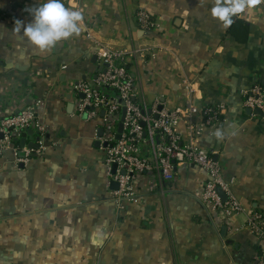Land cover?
<instances>
[{
  "label": "crops",
  "instance_id": "crops-1",
  "mask_svg": "<svg viewBox=\"0 0 264 264\" xmlns=\"http://www.w3.org/2000/svg\"><path fill=\"white\" fill-rule=\"evenodd\" d=\"M45 2L0 0V123L43 100L46 127L29 128L26 146L41 136L44 147L27 160L11 148L0 153V264H259L264 245L247 221L264 216V115L247 113L243 101L264 87V0L227 28L212 15L214 0H81V33L42 52L13 27L32 22L26 9ZM141 8L157 22L152 32L139 27ZM100 43L147 45L148 59L129 58L128 68L136 100L149 109L183 106L185 78L198 105H224L223 121L199 144L215 154L241 211L225 216L203 201L209 175L193 163L178 164L171 181L140 172L137 199L116 206L98 144L102 119L80 115L73 93L95 77Z\"/></svg>",
  "mask_w": 264,
  "mask_h": 264
},
{
  "label": "built area",
  "instance_id": "built-area-1",
  "mask_svg": "<svg viewBox=\"0 0 264 264\" xmlns=\"http://www.w3.org/2000/svg\"><path fill=\"white\" fill-rule=\"evenodd\" d=\"M80 2L81 0H70L75 10H81ZM136 20L145 32H152L157 27L156 20L145 9L136 11ZM87 36L91 37V33L88 32ZM98 46L96 76L74 84L73 93L80 115L87 113L89 119H102L103 134L99 136V141L106 151L107 186L114 196L116 206L123 210L127 203L137 199L134 179L140 172L156 169L164 181H171L178 164L193 163L203 167L209 175L204 182L203 201L214 209L223 211L225 216L241 211L242 204L224 179L215 154L199 144V138L206 129L216 127L223 121L224 105H198L195 100V83L185 78L188 95L183 106L169 110L164 106L159 109L161 105L156 104L154 111L152 109L149 112L146 105L136 100L135 79L128 68L129 58L142 62L148 59L150 50L147 45L131 49H117L102 43ZM100 66H103L101 70ZM42 103L43 100H37L17 114L2 119L0 153L11 148L20 156L19 160L25 161L32 152L42 150L44 144L41 136L36 149L26 145H13V138L21 137L31 127H36L40 134L45 132L46 127L38 118V107ZM243 104L246 108H251L252 112L258 108L264 112V87L256 85L245 92ZM124 108V128L121 138L117 139ZM145 149L150 150L152 156ZM113 181L119 183L118 189L110 188ZM219 187L228 197L225 202L218 192ZM247 226L264 245V216L255 212L248 219ZM259 264H264V256L259 259Z\"/></svg>",
  "mask_w": 264,
  "mask_h": 264
},
{
  "label": "clouds",
  "instance_id": "clouds-1",
  "mask_svg": "<svg viewBox=\"0 0 264 264\" xmlns=\"http://www.w3.org/2000/svg\"><path fill=\"white\" fill-rule=\"evenodd\" d=\"M262 0H214L212 15L218 18L225 28L233 23V17L250 10ZM32 16V22L25 25L15 20L13 33L19 34L40 51H52L62 40L79 35L84 27V15L81 10L66 7L63 0H46L45 3L26 9Z\"/></svg>",
  "mask_w": 264,
  "mask_h": 264
},
{
  "label": "water",
  "instance_id": "water-1",
  "mask_svg": "<svg viewBox=\"0 0 264 264\" xmlns=\"http://www.w3.org/2000/svg\"><path fill=\"white\" fill-rule=\"evenodd\" d=\"M130 61H131V59H129ZM92 62L93 63H96L97 62V56L96 55H94V57H93V59H92ZM103 68V66H100V70ZM96 76V75H95ZM73 105V104H72ZM159 109H162V105L159 107ZM145 112V111H144ZM149 112H152V109H149ZM246 112L247 113H252V109L251 108H247L246 109ZM255 113H257V114H260V115H264V113H263V111L261 110V109H256L255 111H254ZM125 113H126V111H125V108L123 109V111H122V117H121V121H120V123H119V127H118V132H117V135H116V138L117 139H120L121 138V133H122V131H123V128H124V124H123V121H124V118H125ZM104 114V112H102L101 113V115H103ZM156 117L158 116V115H155ZM145 124V123H144ZM34 133V131H33V129H28L27 131H25L23 134H22V136L20 137V139L19 138H15L14 140L15 141H17V140H19V142H20V144H21V146L22 147H24L25 145H26V143H27V137H28V135H32ZM103 134V129L101 128L100 129V136ZM3 136V134L2 133H0V137H2ZM98 144H100V143H98ZM28 147H32V148H38L39 147V145H38V143H33L32 145L31 144H29L28 145ZM24 154L22 153V156H23ZM115 170H116V165H114L113 166V171L115 172ZM111 188L112 189H118L119 188V183L118 182H115V181H113L112 183H111ZM218 192H219V194H220V196H221V199H222V201L223 202H225V201H227L228 200V197H227V195L225 194V192L219 187L218 188ZM226 231H227V226L226 225H224L223 226V235L225 236L226 235Z\"/></svg>",
  "mask_w": 264,
  "mask_h": 264
}]
</instances>
